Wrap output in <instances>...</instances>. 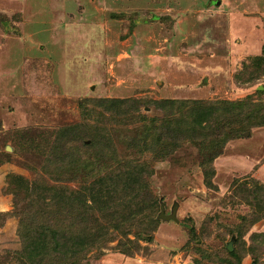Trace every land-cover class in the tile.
Segmentation results:
<instances>
[{"label": "rangeland", "instance_id": "rangeland-1", "mask_svg": "<svg viewBox=\"0 0 264 264\" xmlns=\"http://www.w3.org/2000/svg\"><path fill=\"white\" fill-rule=\"evenodd\" d=\"M96 98L126 105L116 115ZM205 105L214 113L195 127ZM77 123L97 146L70 170L47 169L35 127ZM109 177L131 199L99 218L128 233L82 263L264 264V0H0V264H43L19 256L15 213L76 238L66 199L42 201L35 187L86 191ZM161 203L177 221L158 217Z\"/></svg>", "mask_w": 264, "mask_h": 264}, {"label": "trees", "instance_id": "trees-1", "mask_svg": "<svg viewBox=\"0 0 264 264\" xmlns=\"http://www.w3.org/2000/svg\"><path fill=\"white\" fill-rule=\"evenodd\" d=\"M253 61L260 63L262 58L258 56L250 57L249 62ZM247 75L253 76V74ZM94 103L96 106L107 111L112 110L114 107V113L119 115L121 107L126 105V100L96 98ZM173 103H175V101L172 99H162L156 102L157 106L163 110L171 107ZM222 104L219 103L218 107L216 106L217 110L221 108L224 109L227 103L223 101ZM193 109L196 111L195 107ZM212 110H215L214 106L205 105L199 107L197 110V115H199L198 126L195 127L201 128L202 126L204 129L206 127L205 124L209 122L211 114L214 113ZM34 130H36L37 136L39 137V139L36 140L38 153L44 158L46 168H49L51 171H66L67 168L70 170L72 164H77L82 157L89 156V151L97 146L98 140L94 138V132L90 127L86 126V123L65 125L50 133L49 131H41L37 127H35ZM232 135L233 134L226 136L224 141L232 138ZM47 136L49 138L44 142ZM140 139L141 136L137 137L135 141L138 142ZM223 139H221V141ZM104 182H106L105 179L94 182L93 188L89 187L86 191L83 189L75 191L67 186H64V189H59L60 186H57V188L47 187L45 185H42L40 188L35 187L34 190L38 192L37 194L42 201H45L44 198L48 196H50L56 204L66 199L68 204V206H66L64 203L66 206V213L72 211L75 216L76 224L81 225H79L77 229L76 238L71 240V238H69L71 236L68 235L62 223H53L51 227H49L48 230L46 228L47 231H45L39 228L40 224L36 223V217L34 220L30 221L28 219L30 217L20 211L18 214L13 213V216L17 217L19 221L17 231L22 245L21 249L18 251L19 256L34 262L37 258V260L41 261L43 264H84L81 261V256H84L94 245L100 247L105 241L114 239L116 234H121L125 237L128 233L125 228L122 229L121 227L113 226L107 222L108 219H111L108 211L112 208H118L120 203L126 204L131 197L128 193L120 195H114L112 193L114 189L111 188V183L114 182V179L109 177V183H107L108 187L105 186L106 183ZM136 182L137 180L134 177H129L127 184ZM255 190L263 191L264 184H257ZM64 192L65 195L63 194ZM111 203L114 205H111ZM44 204L46 208L51 211H53L56 206L53 203H51V206L48 205L50 203L44 202ZM138 204L140 205V203ZM134 211L135 210H130V214L133 215V217L136 216ZM99 212H104V215L107 212L109 215V218L103 221V223L99 218ZM59 213V209H56L58 218L61 216ZM33 222L36 223L34 225L35 227L32 225ZM109 228H111L112 231H109ZM141 234L142 232H134L135 240H133V243H136V240L144 235V233L143 235ZM131 242L132 241H130V243ZM122 245L123 248H120L122 252L126 254H131L133 252L131 246L126 245V243ZM228 254L232 257L236 256L235 252L229 249ZM222 262L227 264H238V261L233 263L230 259L225 258L222 259Z\"/></svg>", "mask_w": 264, "mask_h": 264}, {"label": "water", "instance_id": "water-1", "mask_svg": "<svg viewBox=\"0 0 264 264\" xmlns=\"http://www.w3.org/2000/svg\"><path fill=\"white\" fill-rule=\"evenodd\" d=\"M6 149L7 150H10L11 148L9 146H6ZM158 217H161L162 219H174L175 221H177V217H176V212H175V209L172 207L171 211L169 214H166L164 213V204L161 203V207H160V211H159V214H158ZM227 248L229 250H232V245L231 243L229 242L228 245H227Z\"/></svg>", "mask_w": 264, "mask_h": 264}]
</instances>
